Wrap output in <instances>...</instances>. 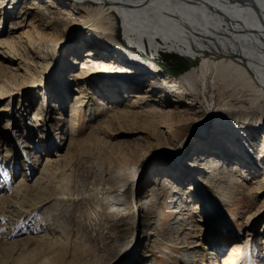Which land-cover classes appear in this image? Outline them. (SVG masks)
<instances>
[{
    "label": "rangeland",
    "instance_id": "obj_1",
    "mask_svg": "<svg viewBox=\"0 0 264 264\" xmlns=\"http://www.w3.org/2000/svg\"><path fill=\"white\" fill-rule=\"evenodd\" d=\"M111 18L114 39L122 43L120 37L125 39L122 34L121 18L117 14L112 15ZM19 24H13L10 20L6 21L2 31L4 33H1L3 29H0L1 37L8 39L11 35L15 37L25 34L27 26L21 25L20 22ZM158 43L157 53L147 49L152 55L159 54L157 59L152 55L150 58L147 52L139 56L131 49L136 56L138 55L139 65L143 62L156 65V76L165 74L168 78L178 79L184 72L197 65L194 53L187 47L173 46L171 48L169 46V48L167 43ZM124 47L128 48L125 45ZM139 51L142 50L139 49ZM62 56L59 57L60 60ZM12 60L18 63L17 59ZM3 61L1 57L0 62ZM64 63V61H58L56 67L54 65L55 68L51 67L49 70L46 69L47 71L39 69L37 73L45 88L34 86L30 92L31 87L26 88L25 77L17 69L18 65L10 64L9 67L12 68L9 71L10 74L0 71V84L2 81L8 84L4 97L0 98L1 163L5 166L3 168L6 176L9 177L8 172L13 171L15 163L19 167L21 161L12 155L16 152L13 147H17L22 155L21 162L26 163V171L30 173L26 178L23 172L18 171L19 174L12 177L14 182L4 185L0 170V185H2L0 188V264H31L32 262L29 261L31 255L34 256L38 250L40 258L44 253L43 248H47L56 240L70 242L68 256L60 260L62 263L57 261V264H77L81 259L82 262L86 260L88 263L96 260L97 263L105 261V264L110 262L128 264L125 260L132 256L130 239L135 235V226L137 230L141 229L135 224L139 220L137 214L147 211L149 204L151 210L146 216L147 220L141 221L145 226L142 246H146L151 242L150 240H153L150 243L153 247L148 252V258L145 261L141 259L139 264H192L187 260L197 259L201 254L204 255L202 258L204 264H212L214 259L209 258L210 249L206 250L203 245L192 247L195 253H181L182 249L176 250L171 246L178 240L182 241L179 244L187 246L192 245L191 241L201 243L199 234H208L205 232L207 229L200 232L199 222L194 221L201 216L200 212L193 207V203L201 199L198 194L199 189L192 190L196 195L189 196L187 186L174 185V177L162 174L160 168L168 165L169 161L177 159L167 160V157L170 151L176 148L179 137L181 138L179 141H183L181 144L183 147L178 161L194 157L197 145L204 141L200 126L204 127V124H208L210 134L214 129L212 124L215 119L213 118H222L225 112H232L226 109L229 104H233L238 112L243 110L242 112L260 114L264 121L263 100L249 104V95H246V90L239 93L242 91L241 87L231 84L226 77L215 80L214 76L208 75L201 91H199L198 82L192 84L193 87L189 84L182 85L186 92L188 91L187 94L194 98V106L202 116L198 115L192 119L187 116L184 121L178 122L179 119L172 114L165 116L159 111H150L138 119L137 116L132 117L133 125L119 124V129L115 130L114 124L110 125V123L115 120V116L122 108L105 101L106 98L100 99L98 94L93 104L84 101L78 107L77 120L74 121L72 109L74 102L77 101L78 89L73 79L83 73L81 74V69L76 70L77 65L71 67L69 63ZM70 67L71 72L77 71L75 74H78L77 77L70 78L67 75ZM10 90L15 92L10 94ZM43 91L47 102L50 103L52 118H46V110L43 109L42 113H39L40 118L36 120L33 111L37 107V102L42 101ZM29 101L34 105L27 109L25 104ZM219 112H221L220 115ZM203 117L205 119L202 121ZM206 120H209L208 123ZM164 121L180 123L174 128L176 133L173 134L165 128L166 126L163 127ZM41 130L48 134V147L52 152L49 159L53 161H47L45 149H42L40 144L38 134ZM184 133L186 135H183ZM254 151L250 149L248 153L251 152L256 156ZM131 160L134 162L133 168L137 169L135 176L126 181H120L118 190L108 194L109 185L117 182L120 166H124ZM48 164L50 168L52 166L53 168L46 172ZM222 167H225L224 163ZM20 169H22L21 165L17 170ZM224 169L214 171L215 174L217 173L216 177L210 174L208 179H205L209 185L204 190L207 191V200L210 199V202L214 203L211 207V215L214 214L215 218L209 217L208 221L205 218L206 220L200 223L204 228H212L216 223H224L230 231L226 238H241V235L245 237L253 234L255 251L260 254L259 260L255 261H257L256 264H261L262 237L264 238V194L257 196L250 194L251 181L239 171V168L231 166L228 170ZM65 175L68 176V180L64 181ZM61 190L65 192L64 197L58 195ZM46 194L50 195L46 197L47 201L38 204L37 200ZM146 198H148V204L145 202ZM227 227L223 228L222 233ZM105 238L110 239L107 241L110 245L113 246L119 242L118 246L122 247L121 250L124 249L122 252L115 250V253H118L114 260L104 258L109 257L106 253V243L102 244V241H106ZM248 239L250 238L241 240L243 242ZM219 244L215 243L214 246ZM40 250L43 253H40ZM82 250L85 251L83 257L80 255ZM126 255L128 256L125 257ZM133 259L134 262H139L136 257ZM25 260L26 262H23ZM185 260L187 262H184ZM207 260L208 262L205 263ZM198 262L194 260L193 264H199Z\"/></svg>",
    "mask_w": 264,
    "mask_h": 264
},
{
    "label": "bare ground",
    "instance_id": "obj_2",
    "mask_svg": "<svg viewBox=\"0 0 264 264\" xmlns=\"http://www.w3.org/2000/svg\"><path fill=\"white\" fill-rule=\"evenodd\" d=\"M114 14L121 18L122 34L125 40L121 37L120 39L130 49L114 39L111 18ZM8 20L17 25H20V22L21 25L27 26V29L25 34L15 37L11 35L8 39L0 35V58L3 57L4 60V63L0 62V71L10 74L9 71L12 69L9 67L10 64L18 65L17 69L25 77L26 88L31 87L30 92L34 86L45 88L37 73L39 69L47 71L46 69L49 70L54 65L56 67L58 61H64V64L69 63L71 67L77 65L76 70L81 69L83 75L77 77L78 74L75 75L77 71L71 72V67L67 70L70 78L77 77L73 79L74 81L72 80L77 84L78 89L77 101L74 102L72 109L74 121L77 120L78 107L84 101L93 104L97 94L100 99L106 98L105 101L122 108H119L120 112L110 123V125L114 124L115 130L119 129V124L133 125L132 117L137 116L138 119L150 111H159L165 116L172 114L179 119L178 122L184 121L187 116L190 119L195 118L201 112L195 108L194 98L187 94L188 91L186 92L182 85L189 84L193 87L192 84L198 82L199 91H201L208 75L214 76L215 80L226 77L231 84L241 87L242 91L239 93L246 90V95H249V104L260 100L264 103V0H0V29H3L1 33H4L3 26ZM158 42L167 43L171 48L173 46L187 47L194 53L197 65L184 72L178 79L168 78L165 74L156 76V65L150 62L139 65L137 56L144 54L139 51L142 48L157 53ZM131 49L138 55L136 56ZM64 52L66 53L62 56ZM12 59H17L18 63ZM6 86H8L7 82L2 81L0 98L4 97ZM13 92L15 91L10 90L9 93L13 94ZM41 98H43L42 101L37 102V107L33 111L36 120L40 118L39 113H42L43 109L46 110L45 117L50 119L52 118L50 103L47 102L44 91L41 93ZM25 105L28 109L34 103L30 104L29 101ZM226 109L232 112H225L222 118H213L215 119L212 124L214 129L210 134L208 124H204V127L200 126L204 141L197 145L194 157L178 161L183 147H181L183 141H179L181 139L179 137L176 148L171 150L167 157V160L177 159L169 161L168 165H163L161 170L159 169L162 174L174 177V185L187 186L189 196L196 195L192 190L199 189L198 194L201 199H197L193 207L200 212L201 216L194 221L199 222L200 232L207 229L205 232L208 234H199L201 243L191 241L192 245L187 246L179 244L182 241L178 240L171 246L176 250L182 249L181 253H195L192 247L203 245L206 250L210 249L212 255L210 254L209 258L214 259L212 264L235 262V258L242 252L241 249L239 252V248L247 245L249 239L243 243L240 237L226 238L230 231L222 222H215L216 225L212 228H204L201 224L205 218L207 221L210 219L211 207L214 206L210 199L207 200V191L204 189L209 183L205 179H208L210 174L216 177L217 173H214L216 170L237 167L251 181L250 194L255 196L264 194V121L260 114L242 112L243 110L238 112L233 104H229ZM204 119L205 117L202 121ZM208 121L206 120V123ZM179 124L164 121L163 127L166 126L165 128L174 134L175 126ZM38 136L42 149H45L47 161L52 160L49 159L52 152L48 147V134L41 130ZM13 148L17 153L13 152L12 155L20 159L22 155L19 149ZM250 149L255 150L253 153L256 156L251 152L249 156ZM58 156L62 155L58 154ZM21 161L22 169L17 172H23L24 177L27 178L29 172L26 171V163ZM133 163L131 160L124 166H120L117 182L109 185L108 194L118 190L120 181H126L135 176L137 169L133 168ZM222 163L225 167H222ZM48 166L46 172L53 168ZM63 178L64 181L68 180L66 175ZM64 193V190H61L58 195L61 197ZM47 194L37 200L38 204L47 201L46 199L50 196ZM147 199L145 202L148 204ZM150 210L149 204L147 211L144 212L142 209L143 212L137 214L139 220L135 224L141 229L137 230L135 226V235L132 234L130 239L132 256L125 260L128 264H139L142 260L145 261L149 256L150 248L153 247L150 244L153 240H150L151 242L146 246H142L145 237V226L142 222H146V216ZM224 227L227 229L222 233ZM116 240L119 241L118 238ZM107 241L110 239L102 241V244L106 243V253L109 256L104 258L114 260L122 247L118 246L119 242L112 246ZM215 243L220 244L214 246ZM222 248L225 253L228 249V253L222 254L220 252ZM69 250L70 242L56 240L47 248H43L45 255L40 250L43 254L39 258L37 250L34 256L31 255L29 261L32 262L31 264H57V261L62 263L60 260L68 256ZM115 250L118 252L115 253ZM84 254L85 251H80L82 257ZM135 257L139 259V262H134ZM203 257L204 255L201 254L197 259L190 258L187 261L193 264L194 260H197L201 264ZM82 263L105 264V261L97 263L94 260L88 263L86 260L82 262L81 259L77 264ZM106 264H113V262Z\"/></svg>",
    "mask_w": 264,
    "mask_h": 264
},
{
    "label": "snow or ice",
    "instance_id": "obj_3",
    "mask_svg": "<svg viewBox=\"0 0 264 264\" xmlns=\"http://www.w3.org/2000/svg\"><path fill=\"white\" fill-rule=\"evenodd\" d=\"M3 167H5L2 163H0V168H3Z\"/></svg>",
    "mask_w": 264,
    "mask_h": 264
}]
</instances>
